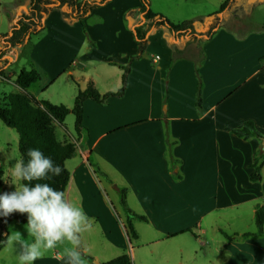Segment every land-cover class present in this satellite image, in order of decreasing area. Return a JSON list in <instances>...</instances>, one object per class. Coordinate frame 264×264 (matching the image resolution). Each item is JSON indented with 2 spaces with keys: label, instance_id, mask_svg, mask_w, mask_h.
<instances>
[{
  "label": "crops",
  "instance_id": "obj_1",
  "mask_svg": "<svg viewBox=\"0 0 264 264\" xmlns=\"http://www.w3.org/2000/svg\"><path fill=\"white\" fill-rule=\"evenodd\" d=\"M225 1L208 0L206 18L218 19L207 44L194 29L177 38L176 47L182 51L189 44H201L199 113L195 60L187 51L171 62L173 37L158 27L147 34L145 51L130 64L124 94L110 97L105 105L84 102L82 124L88 137L65 161L69 181L64 193L83 209L91 224L88 230L97 228L101 234L102 249H93L88 230L80 234L88 264H94L92 260L101 264L122 253L132 264H264V225L262 235L243 236L256 231L254 209L264 206V165L260 181L249 179L255 153L264 145L256 137L232 133L252 121L264 137V24L239 35L234 28L244 23L237 10L245 0H228L219 11ZM140 4L106 0L85 18L84 32L79 22L69 24L53 9L45 18L43 35L30 50L31 68L41 71L49 84L63 75L71 77L77 82L76 93L89 82L100 94L116 92L122 68L137 52L133 27L142 21ZM154 11L173 23L183 22L171 20L161 9ZM3 57L0 69L9 82L12 73L6 70L12 60L8 51ZM54 129L59 141L75 142L68 129L63 137ZM93 166L118 195L125 188V208L146 218L132 220L134 246L123 225L126 214L120 224L115 220ZM7 226L3 230L8 237ZM20 231L28 239V233ZM20 251L18 243L14 249L5 244L0 264H17ZM35 264L65 261L52 253Z\"/></svg>",
  "mask_w": 264,
  "mask_h": 264
},
{
  "label": "trees",
  "instance_id": "obj_2",
  "mask_svg": "<svg viewBox=\"0 0 264 264\" xmlns=\"http://www.w3.org/2000/svg\"><path fill=\"white\" fill-rule=\"evenodd\" d=\"M106 0H30L29 8L19 20L16 21L15 26L12 28L10 34L1 36L3 48L0 50V61L5 52L9 48H15L23 45L31 39L32 36L37 35L44 30L45 18L53 9H58L62 16L69 24L79 22L82 26L83 32L85 31V18L91 13L92 9ZM141 4L138 8L141 13V23L133 27L134 36L137 42V52L134 56L130 57L126 66L122 68L120 87L116 92H106L100 94L92 82H89L84 89H78L72 108H67L63 104H53L46 100H37L27 90L39 79V74L34 68L21 69L15 76L14 84L17 87L16 91H11L3 94V102L0 103V121L7 127L12 128L18 135V151L19 158L23 157L27 160L26 152L29 148H39L46 156H50L55 164L60 165L63 169L61 175L54 177L49 181H33L32 183H50L54 188L60 191H65L69 181V171L65 167V161L76 155L77 143L87 139L88 130L82 124L83 117V104L86 100H92L96 103L105 105L110 97H121L124 94L127 81L129 66L134 61L141 57L147 46V34L154 28H162L167 36L177 39L178 37L185 38L190 30L193 34V23L183 21L180 23H173L169 21L164 15L154 13L148 7L147 0H140ZM228 3V0L223 2L219 8L222 11ZM132 11V10H131ZM130 14V11L128 12ZM212 17L209 16L207 19ZM214 28V27H213ZM210 29L209 37L212 34ZM190 34V35H191ZM193 37V36H192ZM173 53H179V49L174 46ZM4 62L7 58L3 57ZM198 67V68H197ZM197 81V100L196 104L200 103V93L202 90V81L199 74V64L195 67ZM0 74L4 75V71L0 69ZM5 77V76H4ZM74 115V132L76 136L75 142L64 141L61 142L55 135V124H62L67 114ZM232 133L238 137L248 139L256 137L261 139L262 136L254 128L252 121H245L241 128L233 129ZM264 165V150L259 149L254 156L251 164L252 172L249 179L253 182L261 180V169ZM94 167L95 174L106 178L96 166ZM22 183V181H21ZM5 193L4 190L0 194ZM126 190L120 188L119 202L122 207L125 206ZM126 219L124 227L131 239L136 238V232L132 225L133 219L146 221V218L141 215L134 214L128 208H125ZM254 220L256 231L254 233H246L243 236H259L263 234L264 225V206L257 205L254 209ZM9 221H16L19 223H27V214L21 215L13 213L8 217L0 216V249L5 246L7 234L4 232L3 227ZM89 260L93 258L86 256ZM101 264H132L128 254L122 253L119 256L103 262Z\"/></svg>",
  "mask_w": 264,
  "mask_h": 264
},
{
  "label": "rangeland",
  "instance_id": "obj_3",
  "mask_svg": "<svg viewBox=\"0 0 264 264\" xmlns=\"http://www.w3.org/2000/svg\"><path fill=\"white\" fill-rule=\"evenodd\" d=\"M30 0H0V49L4 46L1 41V36L10 34L12 28L15 26L17 20L25 14L29 8ZM91 1V0H90ZM148 7L152 12H155V9H161L169 15L171 20L176 21H189V22H198V21H206L207 24L198 28L199 33H202L205 39H202L201 42L205 41L207 44L208 37L207 35L210 32L211 24L214 25L217 23V17H212L210 19L206 18L207 11L209 8L208 0H147ZM221 12H218L220 14ZM237 18L244 23V27L239 29L234 28L236 33H242L246 29H256L264 24V3L261 4L257 1L253 0H245L244 4H241L237 10ZM43 35V31L38 33L35 36H32L29 41L15 48H9L8 55L11 58L12 62L9 66H7L6 71H10L12 73L10 81L7 82L4 79L0 80V103L3 102V93H8L16 90V86L13 83L15 75L21 69H30L31 65L29 63V53L32 46L41 38ZM240 35V34H239ZM200 42V43H201ZM172 43L176 46L177 39H172ZM201 45V44H200ZM199 43L196 46L188 45V48L179 50V53L174 54L172 57V61L179 59V55L181 53L183 55L189 52L194 58V70L198 65V61H201V57L203 53H198L200 50ZM6 51V52H7ZM5 52V53H6ZM198 68V67H197ZM6 69V68H4ZM37 71V70H36ZM39 73V79L30 85L28 88V92L34 96L37 100H46L53 104H63L67 108H72L73 100L76 95V86L77 82L73 80L71 77L61 76L59 77L53 84H49L46 77L43 76L41 71H37ZM200 77V76H199ZM196 84L198 81V75H196ZM197 88V87H196ZM75 90V92H74ZM197 90V89H196ZM78 91V90H77ZM197 91L195 94V107L197 112L201 111V100L199 105L196 104L197 100ZM201 98V93H200ZM166 100H164V104L162 105V110H165ZM74 115L72 113L67 114L62 124H55L56 133L59 137H63L65 135L64 129H68V132H71L72 135H75L74 132ZM67 131V130H66ZM67 137V136H66ZM19 159V151H18V135L16 131L12 128L5 126L0 121V192L2 191V187H4L6 192L15 191V186H19L21 181L15 179L11 175V166ZM101 181V190L104 201L109 208L111 214H113L115 220L120 224V218L124 220V210L119 202L118 193L109 188L102 177L98 176ZM15 185V186H14ZM122 222V221H121ZM8 226L6 232H9V235L12 231H19L23 229L26 231L25 225L23 223H19L16 221L7 222ZM6 223V224H7ZM124 225V224H123ZM144 226V225H143ZM27 232V231H26ZM225 234L224 232H221ZM81 235H84L83 233ZM101 234L97 231V228L94 230H88L87 238L90 241L91 245L94 246L93 249L100 248L102 249V242L98 243L100 240ZM131 246L135 245V240L131 239ZM152 248V247H151ZM94 251V250H93ZM93 261V260H92Z\"/></svg>",
  "mask_w": 264,
  "mask_h": 264
},
{
  "label": "clouds",
  "instance_id": "obj_4",
  "mask_svg": "<svg viewBox=\"0 0 264 264\" xmlns=\"http://www.w3.org/2000/svg\"><path fill=\"white\" fill-rule=\"evenodd\" d=\"M26 156L27 160L21 157L11 166V175L22 183L14 185L15 191L0 194V216L27 214L28 239H23L19 231H12L6 246H21L17 264H35L52 253L63 258L65 264H88L81 250L80 234L91 224L83 209L69 202L65 193L50 183H32L58 177L62 167L39 148H29Z\"/></svg>",
  "mask_w": 264,
  "mask_h": 264
},
{
  "label": "water",
  "instance_id": "obj_5",
  "mask_svg": "<svg viewBox=\"0 0 264 264\" xmlns=\"http://www.w3.org/2000/svg\"><path fill=\"white\" fill-rule=\"evenodd\" d=\"M207 22V20L204 22H202V21H198V22H194L193 23V29L194 30H197L198 28H201L202 26H204V24ZM190 31V30H189ZM261 144L262 145H264V137H262L261 138ZM80 245H81V241H80ZM93 263L94 264H99V262L98 261H96V260H93Z\"/></svg>",
  "mask_w": 264,
  "mask_h": 264
},
{
  "label": "flooded vegetation",
  "instance_id": "obj_6",
  "mask_svg": "<svg viewBox=\"0 0 264 264\" xmlns=\"http://www.w3.org/2000/svg\"><path fill=\"white\" fill-rule=\"evenodd\" d=\"M207 22H208V20H207ZM207 22H206L204 25H206V24H207ZM215 24H216V23H215ZM215 24H214V25H215ZM214 25H212V24H211V26H210V28H209V29L213 28V27H214Z\"/></svg>",
  "mask_w": 264,
  "mask_h": 264
},
{
  "label": "built area",
  "instance_id": "obj_7",
  "mask_svg": "<svg viewBox=\"0 0 264 264\" xmlns=\"http://www.w3.org/2000/svg\"><path fill=\"white\" fill-rule=\"evenodd\" d=\"M1 50V49H0ZM5 77H4V75H1L0 74V80H2V79H4Z\"/></svg>",
  "mask_w": 264,
  "mask_h": 264
}]
</instances>
